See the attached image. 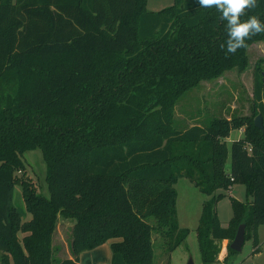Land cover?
Wrapping results in <instances>:
<instances>
[{
    "label": "trees",
    "instance_id": "1",
    "mask_svg": "<svg viewBox=\"0 0 264 264\" xmlns=\"http://www.w3.org/2000/svg\"><path fill=\"white\" fill-rule=\"evenodd\" d=\"M146 0H0V252L3 264H80L79 254L111 243L109 264H155L153 233L168 252L180 227L176 183L188 178L208 198L196 228L202 261L228 253L240 224L259 251L264 224V70L254 74V114L175 125V106L202 81L248 66L249 47L226 54L225 22L196 0L148 12ZM248 15L264 21V0ZM245 19L247 17H244ZM242 138L228 143L232 131ZM39 149L48 196L17 172ZM230 158V171L227 162ZM228 226L217 203L234 184ZM22 187L29 220L13 204ZM74 220L72 257L55 258L59 217ZM164 264H170L166 258Z\"/></svg>",
    "mask_w": 264,
    "mask_h": 264
},
{
    "label": "rangeland",
    "instance_id": "2",
    "mask_svg": "<svg viewBox=\"0 0 264 264\" xmlns=\"http://www.w3.org/2000/svg\"><path fill=\"white\" fill-rule=\"evenodd\" d=\"M175 0H146L145 9L148 12H160L173 7ZM248 66L244 70L230 69L214 80L202 81L199 86L185 92L175 106V125L186 128L193 124H207L216 116L232 117L238 115L252 116L254 114L253 85L254 74L258 69L264 70V40L252 44L248 50ZM264 72V71H263ZM240 130H234L228 143L234 139L242 138ZM23 158L26 162L24 171L17 172L20 178L32 182L36 190L48 196L46 183V164L39 149L27 151ZM231 160L228 159L227 170L230 171ZM177 190V210L180 227L189 229L187 239L172 252H168L164 241L157 233H153L155 240L154 263L160 264L166 258L170 264H189L193 259L194 264H202V254L197 239L196 228L202 212L203 202L208 198L188 178L182 177L175 185ZM217 203L218 217L223 226H228L233 215L231 196L246 202L251 199L247 195L244 184L236 183L225 192ZM13 204L22 213L23 218L29 220L32 214L27 210L22 193V187L15 185L13 190ZM73 220L59 217L57 228L53 236V252L55 258L68 257L70 252L71 230ZM258 239L264 256V224L257 228ZM111 241L108 240L99 246L79 254L81 264L109 263L111 261ZM0 252V264H3ZM253 253L252 238L245 239L241 252L230 254L228 264H237L236 260L247 257L251 259ZM108 256V257H107ZM264 264L263 257L257 259ZM108 261V262H107ZM165 263V261H163ZM241 263V262H240ZM209 264H218L212 262ZM247 264V263H245Z\"/></svg>",
    "mask_w": 264,
    "mask_h": 264
},
{
    "label": "clouds",
    "instance_id": "3",
    "mask_svg": "<svg viewBox=\"0 0 264 264\" xmlns=\"http://www.w3.org/2000/svg\"><path fill=\"white\" fill-rule=\"evenodd\" d=\"M196 3L200 8L214 9L225 22L227 39L220 47L226 54L246 48L248 40L264 33V21L258 15H248L259 6L258 0H196Z\"/></svg>",
    "mask_w": 264,
    "mask_h": 264
},
{
    "label": "crops",
    "instance_id": "4",
    "mask_svg": "<svg viewBox=\"0 0 264 264\" xmlns=\"http://www.w3.org/2000/svg\"><path fill=\"white\" fill-rule=\"evenodd\" d=\"M240 131L243 132L242 130H240ZM230 138H231V136H230ZM202 209H203V206H202ZM73 225H74V220H73ZM110 241L113 242L115 240H110ZM216 244H217V248H218V254H217V258H216L215 262L218 263V264H228V260H229V257H228L229 256V253H228L229 240L228 239L218 240V241H216ZM253 253H254V247H253ZM262 253H263V250L261 248V245L259 244V251L257 253H254L255 255L252 256L251 259H247V257H246V258H244L242 260H239V261L237 259L236 262H237V264H245V263H247V264H261L260 262H258L257 259H259L260 257H263V259H264V256H260ZM111 254H112V252H111ZM68 257H72V255L71 254L68 255ZM111 258H112V255H111ZM109 263H99V264H109ZM80 264H81V261H80ZM160 264H164L163 261ZM202 264H205V263L202 262Z\"/></svg>",
    "mask_w": 264,
    "mask_h": 264
},
{
    "label": "water",
    "instance_id": "5",
    "mask_svg": "<svg viewBox=\"0 0 264 264\" xmlns=\"http://www.w3.org/2000/svg\"><path fill=\"white\" fill-rule=\"evenodd\" d=\"M254 123L257 128L264 130L263 118L260 114L255 118ZM245 236H246V224L242 223L239 225L235 238L230 244L231 249H233L236 252H241L245 242ZM189 264H194L192 258L190 259Z\"/></svg>",
    "mask_w": 264,
    "mask_h": 264
}]
</instances>
